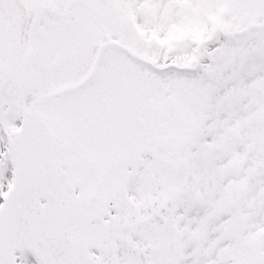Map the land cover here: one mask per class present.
Returning <instances> with one entry per match:
<instances>
[{
  "label": "snow or ice",
  "instance_id": "snow-or-ice-1",
  "mask_svg": "<svg viewBox=\"0 0 264 264\" xmlns=\"http://www.w3.org/2000/svg\"><path fill=\"white\" fill-rule=\"evenodd\" d=\"M0 264H264V0H0Z\"/></svg>",
  "mask_w": 264,
  "mask_h": 264
}]
</instances>
